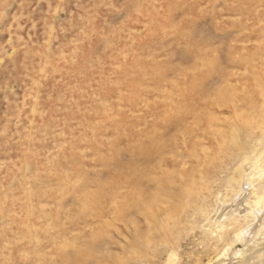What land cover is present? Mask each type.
<instances>
[{"label":"rangeland","instance_id":"obj_1","mask_svg":"<svg viewBox=\"0 0 264 264\" xmlns=\"http://www.w3.org/2000/svg\"><path fill=\"white\" fill-rule=\"evenodd\" d=\"M263 156L264 0H0V264H264Z\"/></svg>","mask_w":264,"mask_h":264},{"label":"bare ground","instance_id":"obj_2","mask_svg":"<svg viewBox=\"0 0 264 264\" xmlns=\"http://www.w3.org/2000/svg\"><path fill=\"white\" fill-rule=\"evenodd\" d=\"M261 161V162H260ZM256 166H258L257 168H261V167H263L264 168V156L261 158V159H259L257 162H256ZM260 173H262V174H264V169L262 170V171H260ZM239 176H241L244 180L243 181H245V182H247L248 180H249V174L247 175V174H243V172L242 173H239ZM249 182V181H248ZM256 205H257V209H255V210H251L252 208H250V210H251V212L253 213L252 214V216H254L256 219H260V216L262 215V214H264V193H263V195L262 196H260L258 199H256V203H255ZM254 209V208H253ZM244 211V210H243ZM242 211V212H243ZM262 217V216H261ZM257 225V224H256ZM249 228H251V230H250V233H252L253 234V236H255V234H259L258 233V230H256V229H259V230H261V228L260 227H258V226H254V227H249ZM249 228L247 229L248 231H249ZM246 230V231H247ZM247 231V232H248ZM245 232V231H244ZM240 236H242V237H245V234H243V232L241 233V234H239ZM263 249V248H262ZM254 253V252H253ZM254 255V254H253ZM252 257V256H251Z\"/></svg>","mask_w":264,"mask_h":264}]
</instances>
